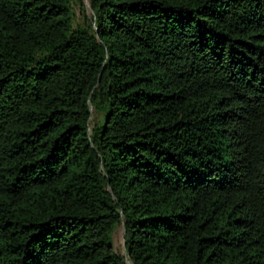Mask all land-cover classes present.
I'll list each match as a JSON object with an SVG mask.
<instances>
[{"label":"trees","instance_id":"obj_1","mask_svg":"<svg viewBox=\"0 0 264 264\" xmlns=\"http://www.w3.org/2000/svg\"><path fill=\"white\" fill-rule=\"evenodd\" d=\"M0 264H264V0H0Z\"/></svg>","mask_w":264,"mask_h":264},{"label":"rangeland","instance_id":"obj_2","mask_svg":"<svg viewBox=\"0 0 264 264\" xmlns=\"http://www.w3.org/2000/svg\"><path fill=\"white\" fill-rule=\"evenodd\" d=\"M96 117H97L96 115L93 116V123L92 124H94ZM124 235H125V229H124V226H121L117 230L115 237H114L115 248L118 252H120L122 254H126Z\"/></svg>","mask_w":264,"mask_h":264}]
</instances>
